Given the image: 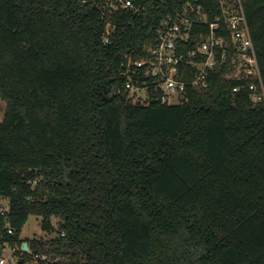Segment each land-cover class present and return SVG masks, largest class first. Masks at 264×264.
<instances>
[{"label":"trees","instance_id":"16d2710c","mask_svg":"<svg viewBox=\"0 0 264 264\" xmlns=\"http://www.w3.org/2000/svg\"><path fill=\"white\" fill-rule=\"evenodd\" d=\"M182 1L110 15L104 44L103 0H0V241L20 245L31 216L55 235L22 264H264V99L228 62L182 105L123 91L121 55L146 57ZM241 3L264 92V0Z\"/></svg>","mask_w":264,"mask_h":264},{"label":"built area","instance_id":"2783aa9c","mask_svg":"<svg viewBox=\"0 0 264 264\" xmlns=\"http://www.w3.org/2000/svg\"><path fill=\"white\" fill-rule=\"evenodd\" d=\"M160 0H103L95 7L106 22L102 41L108 44L113 35L110 15L129 12L140 15L146 3ZM218 12L210 19L200 0H183L171 15L160 22L153 42L146 48V57L136 58L131 53L121 55L119 74L124 79V94L132 104L148 105L151 101L166 106L187 102V88L207 90L208 74L229 64L227 78L248 82L250 99L256 103L264 92L256 52L241 0H214ZM189 79H188V78ZM188 80H187V79ZM259 83L260 91H258ZM242 86L232 89L240 92ZM8 212V200L0 199V215ZM7 233L13 235L8 228ZM63 236V235H62ZM11 245L0 241V264H22L21 256L28 253L22 244ZM45 254H35L27 264H50Z\"/></svg>","mask_w":264,"mask_h":264},{"label":"rangeland","instance_id":"374dc122","mask_svg":"<svg viewBox=\"0 0 264 264\" xmlns=\"http://www.w3.org/2000/svg\"><path fill=\"white\" fill-rule=\"evenodd\" d=\"M6 104L0 99V122L3 120ZM56 219H52V224L56 228ZM55 235H48L40 229V219L34 216L28 218L26 224L21 229L19 238L22 241H39L47 243Z\"/></svg>","mask_w":264,"mask_h":264},{"label":"water","instance_id":"95a60500","mask_svg":"<svg viewBox=\"0 0 264 264\" xmlns=\"http://www.w3.org/2000/svg\"><path fill=\"white\" fill-rule=\"evenodd\" d=\"M22 250H23V251H26V250H27V244H26V243H23V244H22Z\"/></svg>","mask_w":264,"mask_h":264}]
</instances>
